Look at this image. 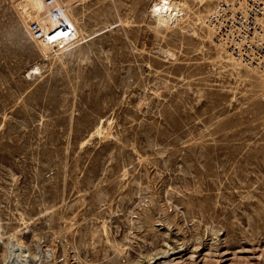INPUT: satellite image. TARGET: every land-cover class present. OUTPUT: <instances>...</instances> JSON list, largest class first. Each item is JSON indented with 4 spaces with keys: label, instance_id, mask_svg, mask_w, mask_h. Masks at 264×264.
Instances as JSON below:
<instances>
[{
    "label": "rangeland",
    "instance_id": "obj_1",
    "mask_svg": "<svg viewBox=\"0 0 264 264\" xmlns=\"http://www.w3.org/2000/svg\"><path fill=\"white\" fill-rule=\"evenodd\" d=\"M15 1L0 0V264H264V73L218 40V0H175L187 14L159 29L157 0H60L86 27L60 58Z\"/></svg>",
    "mask_w": 264,
    "mask_h": 264
},
{
    "label": "bare ground",
    "instance_id": "obj_2",
    "mask_svg": "<svg viewBox=\"0 0 264 264\" xmlns=\"http://www.w3.org/2000/svg\"><path fill=\"white\" fill-rule=\"evenodd\" d=\"M16 1H15L17 4L16 8L18 9V13L21 16V18L23 19L25 25L27 26V28L30 32L31 38L33 39V42L36 45L37 52L39 51L41 54H43L47 57L52 56V57L60 58L61 55L65 52V50L68 48L69 45L78 44V47H76V48H80L79 45H81L83 38H86V37H84L85 34L83 32V29L84 28L86 29V27L83 28L82 24H80L78 16L76 14L77 12L73 11L74 9L71 8L70 3L69 4H63V3L61 4L60 0H52L53 6H51L49 9L46 6V0H16ZM100 1L101 0H99L98 2L96 0L94 1V2H96V5L98 7H99L98 4ZM218 1H220V0H218ZM218 1H217V3H218ZM105 2L107 3V0H105ZM105 2H103V3H105ZM74 3H76V2H74ZM114 4H113L112 8L115 6ZM118 7H119V5H118ZM152 7H153V9H152L153 15L156 17V20H157L156 22H158V24L155 25L156 29H159L163 26L170 25L172 22L174 23V22L178 21V18L181 14L184 15V14H187V12H188L187 11L188 5L185 4L183 1L157 0L153 3ZM82 8H84V7H82ZM56 9L59 11L58 14L55 13ZM115 10H114V13H112L114 15H116L115 13H117ZM80 11L82 13L84 12L82 9ZM108 12H109V10L106 12L109 15ZM200 19H202V18H200ZM209 19H210V17H209ZM83 22H84V20H83ZM81 23H82V21H81ZM86 23H88V22H86ZM210 23H211V27L215 30L211 21H210ZM34 24H36V25L34 26ZM94 24H96V23H94ZM94 24H92V25H94ZM92 25H90V27L87 25V28L89 27L91 30ZM79 50L80 49H78V51ZM74 51H75V49H74ZM229 53L231 54V56L234 59H236L237 61H239L245 65H247L248 67L255 68V69L257 68L253 65H248V64L244 63L243 61H241V59H239L236 55H234L230 51H229ZM80 54H82V53H80ZM71 56H72V54H71ZM88 57L90 58V56H88ZM55 60L56 59H54V61H53L54 63H55ZM90 72H91V70H90ZM85 73H86V71H85ZM263 73H264V71H263ZM99 130H100V127L96 129L97 132ZM260 215H262V214H260ZM250 217L251 216H247L249 221H250ZM257 217H258V215H257ZM262 218L264 219V214H263ZM256 219L258 220V218H256ZM253 220H254V217H253ZM259 220L256 222H259ZM260 221H262V220H260ZM256 222H254V225ZM250 223L251 222H248L249 226H252L253 224L251 225ZM260 223H262V222H260ZM256 225H257V223H256ZM259 227L264 228L263 225L262 226H258V225L255 226L254 228L256 229V232H254V234L255 233L256 234L261 233V231H259ZM263 228L261 230H263ZM229 232H231V230ZM229 234H231V233H229ZM233 234H234V231H233ZM233 236H235V234ZM226 242H227V240H226ZM195 249H196V247H195Z\"/></svg>",
    "mask_w": 264,
    "mask_h": 264
},
{
    "label": "built area",
    "instance_id": "obj_3",
    "mask_svg": "<svg viewBox=\"0 0 264 264\" xmlns=\"http://www.w3.org/2000/svg\"><path fill=\"white\" fill-rule=\"evenodd\" d=\"M210 21L224 47L264 71V0H220Z\"/></svg>",
    "mask_w": 264,
    "mask_h": 264
}]
</instances>
